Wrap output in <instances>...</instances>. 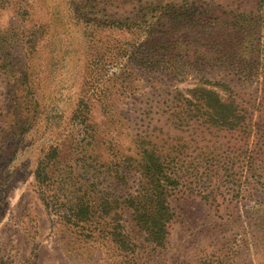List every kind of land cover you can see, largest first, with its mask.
Listing matches in <instances>:
<instances>
[{
    "label": "rangeland",
    "instance_id": "1",
    "mask_svg": "<svg viewBox=\"0 0 264 264\" xmlns=\"http://www.w3.org/2000/svg\"><path fill=\"white\" fill-rule=\"evenodd\" d=\"M0 264H264V0H0Z\"/></svg>",
    "mask_w": 264,
    "mask_h": 264
},
{
    "label": "trees",
    "instance_id": "2",
    "mask_svg": "<svg viewBox=\"0 0 264 264\" xmlns=\"http://www.w3.org/2000/svg\"><path fill=\"white\" fill-rule=\"evenodd\" d=\"M221 107H223V106H221V105H219V104H217V105L215 106L216 109H217V108H221ZM190 111H191V110H189L188 112H190ZM226 111H228L229 113H231V115H230V114H229V115L226 114V125L231 126V121H232V122L234 121V116H233V115L235 114L233 104H226ZM196 112H198V111H196ZM174 118L176 119L177 122L180 123V125H183V124H184V122L181 121L180 116H175ZM221 123H223V122H221ZM222 125H223V124H222ZM152 165H153V164L146 165L144 169H145L147 172H150V171L152 170ZM156 199H157V200H155V201H156V204L158 203L159 205H161L162 202H159L160 197H157ZM156 204H155V206H156ZM159 211H161V212H159ZM159 211H158L157 213H158V215L160 216V218H161V216L163 215L165 218L169 219V217H170V214H169L170 210H169L167 207L165 208V211H164L163 209H159ZM167 211H169V212H167ZM162 213H163V214H162ZM160 218H159V219H160ZM154 219L156 220V218H155V214H154ZM152 220H153V218H152Z\"/></svg>",
    "mask_w": 264,
    "mask_h": 264
}]
</instances>
